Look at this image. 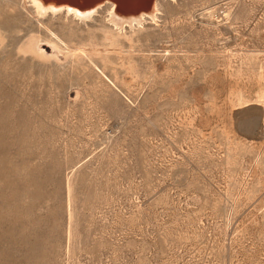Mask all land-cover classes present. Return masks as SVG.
Wrapping results in <instances>:
<instances>
[{
	"label": "rangeland",
	"instance_id": "obj_1",
	"mask_svg": "<svg viewBox=\"0 0 264 264\" xmlns=\"http://www.w3.org/2000/svg\"><path fill=\"white\" fill-rule=\"evenodd\" d=\"M115 1L0 0V264H264V0Z\"/></svg>",
	"mask_w": 264,
	"mask_h": 264
},
{
	"label": "bare ground",
	"instance_id": "obj_2",
	"mask_svg": "<svg viewBox=\"0 0 264 264\" xmlns=\"http://www.w3.org/2000/svg\"><path fill=\"white\" fill-rule=\"evenodd\" d=\"M54 1H58V0H54ZM112 1H113V5L109 11V17L111 18V20H115L116 15H118V16L123 15V16H129L130 17L132 15L138 14L141 10H149L150 8L153 7V1H151V3L146 2L143 5L139 4L138 5L139 7H137L136 5L131 6L129 3L123 4V3H119V2H118L119 4H117L115 6V3H117V2L115 0H112ZM31 2L34 4L35 11L39 15H43V14L47 13L49 10L56 11L58 8L60 9L62 6H67L66 7L67 15L71 14L74 17H83V16H85V13H84L85 11H87L88 9H91V8H95L94 5L101 2V0L100 1H92V0L89 1L88 0L85 2H79L77 0H65V1L62 0V1H58L56 3L52 2V0H31ZM95 2H97V3L95 4ZM140 5H142V6H140ZM155 7H154V9H156ZM59 9L57 11H59ZM93 10L90 13H93ZM130 18L132 21L135 20V18H133V17H130Z\"/></svg>",
	"mask_w": 264,
	"mask_h": 264
}]
</instances>
